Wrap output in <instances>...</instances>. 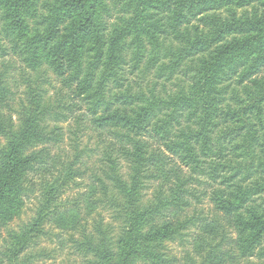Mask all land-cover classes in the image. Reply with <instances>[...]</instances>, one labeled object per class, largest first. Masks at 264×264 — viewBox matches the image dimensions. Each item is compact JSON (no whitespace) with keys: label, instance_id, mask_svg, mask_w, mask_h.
I'll use <instances>...</instances> for the list:
<instances>
[{"label":"rangeland","instance_id":"374dc122","mask_svg":"<svg viewBox=\"0 0 264 264\" xmlns=\"http://www.w3.org/2000/svg\"><path fill=\"white\" fill-rule=\"evenodd\" d=\"M263 1L252 0L245 5L240 0H232L215 15L220 19H230L234 12L236 17H243L246 13L251 14L254 7L262 10ZM44 6L43 0H39L31 8L36 11ZM107 9L104 17L111 31L125 14L117 3L109 2ZM192 12L186 8L185 18L180 20L179 29L186 37L183 40L177 38L172 28L173 21L177 20L174 13L160 12L159 18L170 30L160 35L161 48L155 62L151 63L146 57L134 72H130V64L123 65L117 70L118 78H109L99 92L105 69H93L97 62L91 53L83 50L80 82L69 83L48 66L44 50L38 47L40 56L35 58L30 39L38 29L35 20L29 16L31 14L20 13L17 17L24 18L22 26L14 24L9 31L11 20L6 16L7 9L0 5V83L7 89V97L0 96V164L28 118L35 120V132L39 133L40 141L27 144L23 152H41L47 162L45 166L36 165V170L22 176L21 189L12 198L14 218L0 223V264L116 263V256L111 261L103 259L102 251L108 247L113 255L117 254L118 242L113 238L123 226L128 225L126 195L137 174H140V180L139 190L133 198L136 203L134 210L145 211L156 204L157 210L151 213V224L174 220L177 228L162 242V246L153 251L151 257L143 251L134 264H215L208 258L212 251L224 257L223 264H264V239L254 253L241 257V239L248 236V231L243 230L245 226L241 225L237 213L220 211L213 200L217 193H222L239 203L238 197L246 199V191L252 187L254 180L264 176L261 148L254 144L250 146L242 137L236 138L239 148L226 143L223 160L218 154L222 146L217 137L229 125L222 121L220 110L229 105L237 107L239 101L245 99L247 90L255 87L251 80L243 78L242 67H238L237 71L229 66L225 68L218 86L222 91L220 109L208 126L213 152L204 155L203 148L196 145V152L204 162L197 169L185 166L177 154L166 148L165 139L156 136L153 130L141 132L137 137L142 142V151L147 159L144 166H140L131 156L137 151V143L116 137L96 120L116 108L142 106L143 99H168L181 91L189 93L198 88V68L207 53L188 56L186 42L209 35L213 27L211 22L194 19ZM27 31L31 32L30 35L23 36ZM174 61L178 64L173 70L169 69ZM91 72L94 80L87 83L85 79ZM263 78L261 74L255 80L263 81ZM129 95L135 98L132 105L123 104L125 100L118 99ZM160 111L156 108L149 117L151 128L165 119ZM201 116L202 109L193 117L184 114L181 125L171 124L167 141H177L182 130L186 131L189 124L196 127L194 122ZM218 165L222 167L216 172L214 170ZM224 166L226 168L222 169ZM180 167L182 171H178ZM69 169L77 173L71 182L65 180ZM219 173L221 178L215 180ZM46 181L62 187L63 194L59 199L62 208L81 203L84 228L66 229L50 219L43 231L32 235L19 252L17 235L20 236L25 225L37 216L47 192ZM90 185L98 191V206L94 212L84 209L83 203V194ZM180 189L187 200L183 203H187L168 205L172 203L171 194ZM259 197L256 203H262L264 207V196ZM252 204L249 201L247 205ZM208 225L216 226L218 233H212ZM106 234L113 240L107 247L102 244Z\"/></svg>","mask_w":264,"mask_h":264},{"label":"trees","instance_id":"16d2710c","mask_svg":"<svg viewBox=\"0 0 264 264\" xmlns=\"http://www.w3.org/2000/svg\"><path fill=\"white\" fill-rule=\"evenodd\" d=\"M38 1L0 0V5L7 9V18L11 20L9 31L14 24H18V27L22 26L24 18L17 17L20 13L24 11L30 13L29 16L35 20L34 24L38 29L30 39L35 58L39 59L40 56L38 47L44 50V58L48 66L69 83L80 82L81 59L83 50L86 49L97 62L93 65V69L98 70L97 67L105 69L99 92L104 89L109 78L113 76L118 78L117 70L123 65L130 64V72H134L146 57L151 63L155 62L161 48L160 35L170 30L159 18L160 12L174 13L177 20L173 21L172 28L180 40L186 39L179 29L180 20L185 18L186 8L193 11V18L199 22L212 23L213 28L209 35H201L186 42L185 51L188 56L207 53L198 68L197 89L189 93L185 90L181 91L169 96L168 99H143L144 104L137 108H116L105 116L97 117V122H102L104 129L109 128L116 137L128 138L139 145V147L135 146L136 153L131 155L138 165L144 166L147 159L142 151V142L137 137L141 132L149 133L153 130L156 136L165 139L166 148L177 154L185 166L193 169L202 167L204 162L196 152V145L203 148L204 155L213 152L211 130L208 126L212 122V117L218 115L222 93L218 86L228 66L236 71L238 67H242L243 78L251 80L255 87L247 90L245 99L240 100L237 107L229 105L226 109L220 110L222 121L229 125L221 136L217 137L222 141V144L218 141L222 146L218 154L222 156L223 150L227 147L226 143L239 148L236 139L238 137H242L250 146L254 144L260 147L264 154V80H255L261 74L264 75V1L261 5L262 10L254 7L251 14L246 13L243 17H236L233 12L230 19H220L215 14L232 0H43L45 6L42 10H32V5ZM240 1L248 5L252 0ZM109 2L121 5L125 14L111 31L104 17L108 12ZM30 33L27 31L23 36L28 37ZM228 37L231 38L227 39ZM177 64L178 61H174L169 69L173 70ZM85 80L91 83L94 80L93 72L89 73ZM0 96L7 97V89L2 83H0ZM118 99L125 100L123 104L126 105L128 103L132 105L135 101L130 95ZM156 108L162 110L161 117L165 116V119L161 123L158 121L151 128L148 120ZM201 109L200 120L194 122L196 127L189 124L186 131L182 130L181 135L177 137V141L174 139L167 141L171 124L181 125L184 114L193 117ZM125 131L127 133H122ZM39 137V133L35 132V120L28 118L24 129L16 135L10 150L0 164V223L10 222L14 218L12 198L21 189L22 176L36 170V165H47L41 152L31 154L23 152L27 144L39 142ZM223 159L222 156L220 160ZM219 167L222 165L216 166L214 171L217 172ZM225 168L226 166L222 169ZM178 171H182L181 167ZM76 174V171L69 169L65 180L74 181ZM220 175L221 173L216 175L215 180L220 179ZM139 180L140 174H137L126 195L128 204L125 216L128 225L123 226L120 233L113 238L118 242L117 254L113 255L110 252L112 249L107 247L113 242L111 236L106 234L102 241L103 246L107 247L102 251L103 259L111 261L116 256L117 261L114 264H134V260L143 251L151 257L153 251L162 246V242L177 228L174 220L151 224V213L157 210L156 204L145 211L134 210L136 203L133 198L139 190ZM45 185L47 192L44 193V201L37 211V216L25 225L20 236L17 235L19 252L32 235L43 231L50 219L66 229L76 230L79 226L84 228L81 203L62 208L59 204L60 196L63 194L62 187L50 184L49 181H46ZM181 192V189L173 192L172 203L168 205L175 206V202L185 205L187 202H183L187 200ZM97 193V188L90 185L83 194L84 209L88 212H94L98 206ZM246 193V199L238 197L239 203L222 193H217L215 195L217 197L213 199L220 211L237 213L242 220H240L241 225L245 226L243 230L248 231V236L241 239L243 241L239 248L241 257H245L247 253H254L264 239V207L262 203H256L259 196H264V176L254 180L252 187ZM249 201L253 204L247 205ZM207 228L212 233H218V228L214 225H208ZM208 258L214 260L215 264L224 263V257L215 251L210 252Z\"/></svg>","mask_w":264,"mask_h":264}]
</instances>
